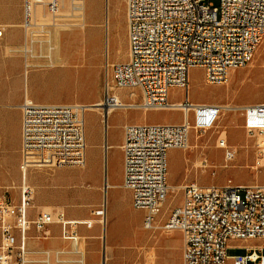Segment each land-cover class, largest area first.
Segmentation results:
<instances>
[{"label":"built area","instance_id":"2783aa9c","mask_svg":"<svg viewBox=\"0 0 264 264\" xmlns=\"http://www.w3.org/2000/svg\"><path fill=\"white\" fill-rule=\"evenodd\" d=\"M61 1L23 0V25L31 24L36 4H44L50 13L57 14ZM126 10L128 59L111 63L107 52L106 64L112 71L113 84L107 81L101 104L24 99L21 169L26 175L29 167L48 164L45 162L51 159L35 155L41 151L55 155L83 153V162L58 160L57 165H84L86 111L90 106H98L104 120L111 108H180L186 117L182 123L144 122L125 126L123 186L132 191L134 207L145 211L144 227L156 229L171 189L169 150L189 147L191 129H212L222 110L216 106L218 103L195 102L190 98V69L202 67L208 83L224 84L232 70L247 66L264 41V0H220L218 6L209 0H126ZM122 88L131 90L133 97L140 90L142 99L122 103L114 91ZM172 88L183 89L184 96L172 100ZM238 108L244 115L247 132L257 136L259 157H264V94L261 101ZM220 140L221 145L227 142L226 138ZM234 156V151L227 150L226 157ZM200 158V164L208 168L207 156L203 154ZM183 191L181 204L163 224L167 230L180 229L184 233L183 260L178 264H264V182L238 184L232 179L224 184L190 182L183 185ZM34 192L24 181L18 202L8 196L0 197V264H52L48 257L43 260L29 257L25 239L32 227L46 235L48 226L59 222L63 236L78 242L77 225H92L68 219L64 211L55 215L51 210H43L31 218L29 209ZM104 209L95 213L105 216ZM17 231L22 237L18 244ZM232 239L245 242L243 253L228 254Z\"/></svg>","mask_w":264,"mask_h":264},{"label":"rangeland","instance_id":"374dc122","mask_svg":"<svg viewBox=\"0 0 264 264\" xmlns=\"http://www.w3.org/2000/svg\"><path fill=\"white\" fill-rule=\"evenodd\" d=\"M209 1L216 6L220 4V0ZM94 2L95 6H93ZM75 3L78 6L83 5V1H75ZM78 6L72 11L73 15L68 16L63 22L70 24L81 22L85 14L87 25L84 27L73 24L56 29L54 23L42 26L39 21L27 30L23 25V0H0V25L9 31L12 29L14 33L18 31V39L14 37L12 40V44L17 45L5 47L0 44V56L18 57L23 61L25 71L27 69L30 71L27 75L30 88L34 90L35 96L44 101L80 102L86 105H94L103 101L107 81L113 84L112 71L107 69L106 64L107 52L111 63L121 62L124 58H128L126 0H86V10H84L86 13L83 12L82 7ZM38 12H43L42 6ZM47 14L50 17L49 21L54 22L55 16L48 9ZM55 42L63 47V51L60 50L58 53L52 49L54 51L52 56L61 59L62 55L66 57V63H63V60L52 61L49 56ZM27 47L30 48V52H26ZM27 60L35 66H27ZM82 74L85 75L81 77ZM114 91L127 102H138L142 99L140 90H137V95L134 97L131 96L129 89H114ZM189 94L193 101L230 103L235 108L222 109L212 129L207 131L191 129L189 147L177 148L172 154V172L175 176L186 180L184 184L190 182H197L201 185L224 184L228 179L238 184L263 183L264 165L256 166L257 158H259V148L256 146L257 136L247 132L244 127V115L238 107L243 106L239 104L241 102L254 101L256 103L263 98L264 41L258 47L254 59L247 66L238 68L237 72L232 74L230 80L224 84L208 83L204 68L192 67L189 72ZM183 96V89H171L172 100H179ZM98 111H100L99 116L93 110L86 111V133L89 144L87 159L91 164L99 154L94 143L101 138V123L104 122L103 111L100 108ZM106 117L105 113V121ZM137 117L142 123H165L181 118L182 113L173 109H150L144 114L143 109L119 107L108 118L107 143L113 141L122 123L134 121ZM224 131H227L228 137L226 138L231 146L229 150L235 152L232 158L226 157L227 148L218 146L220 138L225 136H223ZM36 152L38 151L34 153ZM203 154L210 161L208 168L200 164V157ZM226 160L229 161V166H215V164L221 165ZM108 161V180L112 183L119 182L121 180L120 167L113 149H109ZM45 163L57 165L58 159L47 160ZM86 168L85 164L68 166L64 169L68 172L66 178L69 177L72 181L67 192L71 205L86 210L88 213L86 219L92 215H96L98 219V235L87 239L90 252L96 251L101 255L105 250L109 264L118 260V264H152V262L163 264L162 262L169 259L177 247L181 248L182 242L184 244L183 231L180 229L167 230L163 224L170 217L172 210L181 204L184 196L183 186L182 188L171 187L168 200L159 215V226L156 229L145 228L143 220L140 222V215L130 208L126 212L135 221L132 230L134 235L126 239L119 235V232L113 228L115 219H111L108 215L104 240L105 223L101 221L102 215L95 212L107 206V181L102 188L95 189L91 181L85 178ZM51 170L56 172L59 168L54 167ZM122 192L120 187L109 188L108 201L111 205L114 197L120 196ZM7 196L18 202L20 192L18 195L8 192ZM45 210L52 209L45 208ZM243 252V249H236V247L228 249L230 255ZM180 254L178 251V258ZM125 257L128 259L125 260Z\"/></svg>","mask_w":264,"mask_h":264},{"label":"crops","instance_id":"0c3cea01","mask_svg":"<svg viewBox=\"0 0 264 264\" xmlns=\"http://www.w3.org/2000/svg\"><path fill=\"white\" fill-rule=\"evenodd\" d=\"M82 1L83 5L76 6L82 7L84 12V10H86V1ZM74 3L72 0H62L60 13L53 14V16H55L54 22L49 21L50 17L47 14V8L45 7V5L36 4L32 14L33 16L31 25L26 26L25 28H27L28 30L39 21L41 22L42 26H44L45 24L54 23L56 25V29L73 25L74 23H64L63 20H65L68 16H71L72 11L76 9ZM40 6L43 7V12L41 13L38 12ZM83 16L84 21H87L85 14H83ZM0 26L3 28V36L0 38L1 46L5 45V47H14L15 45H17L14 43L12 44V40L14 37L18 39V31L14 33L12 29L9 31L2 25ZM52 49L56 50V52L58 53L60 52V50L63 51V47L58 42H55V44L52 45L49 56L51 57L52 61L54 60L55 62H58V60H63V63H66V57L62 55L61 59L60 57H53L52 55L54 51ZM26 52H30L29 47L26 48ZM127 59L124 58L123 60L125 61ZM47 60L48 59H46V61ZM26 63L27 66H35L28 60ZM29 72L30 71L28 69L25 71L24 63L18 57L14 58L8 56H0V197L7 196L8 192H11L12 195H18V193L21 192L22 184L26 179V182H28V184H30L35 191L33 205L29 209V216L31 218L36 217L41 211L45 210V208H51V211L55 215H58L60 211H64L68 219H78L82 221L92 222L91 226H88L85 223L77 225L79 234L78 242L63 236L62 225L59 222L51 223L48 226V232L46 235L32 227L28 230L25 239L26 246L29 249L30 258L35 260H43L48 257L52 264H104V262H106V264H109V258L107 261L105 250L101 255L96 251L90 252L88 250V237L97 236L99 232L98 219L96 218V215H92L90 216V218L86 219V217H88V213L86 210L78 209L77 207L71 205V199L69 198L67 192L70 189L72 181L69 177L68 179L66 178V176H68V172H66V169L64 168L76 165H34L28 168L26 175H24L21 169V164L24 161L22 150V104L24 102V99L26 97H29L35 101L40 102H63L53 100L44 101L41 98L35 96L34 90L30 88L28 83L27 75ZM236 72L237 69L232 70L230 72V76ZM84 75L85 74H82L81 77H83ZM118 96L120 100H122V102H127L124 101L120 97V95ZM253 103L254 101H244L239 104L248 105ZM116 109L110 111L106 117V121L103 120L104 122L102 121L103 123H101V138L99 141L94 143L99 154L96 156L92 164L89 163L87 159L89 145L87 141L85 162L87 168L85 171V178L86 180L88 179L91 181V185L95 189L102 188L105 181H107V206L105 208V218L107 219V216L109 215L111 219H115L113 228L119 232V235L123 236L126 239L134 235L132 230L135 226L134 219L127 214L126 210L130 208L134 209L140 215V222L144 220L145 211L135 209L133 205L132 191L123 186L125 178V154L123 149V144L125 142V126L129 123L142 122H140L139 117H137L134 121H125L124 123H122V127H118L119 132L114 137L113 141L108 144V118L115 112ZM89 110L95 111L98 116L100 114V111H98V109ZM173 110L181 112L182 117L165 123H182L186 118L184 111L180 108H176ZM148 111L149 110H143L144 114L148 113ZM109 149L114 150L116 161L118 162L120 167L121 180L116 183H112L111 181H109L107 176V167L109 164ZM176 150L177 148H171L169 150L168 181L171 187L182 188L186 180H181L172 172V154ZM54 167H58L59 171L57 170L56 172H52L51 168ZM54 173L55 177L53 178ZM112 187H120L123 191L120 196L114 197V202L112 204L113 206L111 205V202L108 201V190ZM89 219H92V221H89ZM21 241L22 237L17 231L16 242L18 244ZM244 244V241L232 239L229 242V249L231 247H236V249H243ZM183 247L184 244L182 242L181 248L177 247L175 252L171 253L169 259L167 258V260L162 263H181L183 260ZM178 251H180L181 253L179 258L177 256ZM124 259L127 260L128 257H125ZM118 263L119 260L112 262V264Z\"/></svg>","mask_w":264,"mask_h":264},{"label":"bare ground","instance_id":"6f19581e","mask_svg":"<svg viewBox=\"0 0 264 264\" xmlns=\"http://www.w3.org/2000/svg\"><path fill=\"white\" fill-rule=\"evenodd\" d=\"M86 1V0H85ZM77 5V4H76ZM93 6H95V2L93 3ZM71 15H73V13H71ZM84 16L82 17V20H81V22H78V23H74V24H77V25H80V26H85L86 24H87V21H84ZM74 19V18H73ZM32 22V21H31ZM30 22V23H31ZM31 25V24H30ZM30 25H28V26H30ZM63 25V24H62ZM64 26V25H63ZM119 100H120V98H119ZM121 102H122V100H120ZM102 103V101L101 102H98L97 104H94V105H99V104H101ZM122 103H124V102H122ZM125 104V103H124ZM218 108H222V109H232V108H235V106H233L232 104H217L216 105ZM90 109H99V107L98 106H92ZM113 110V108H111V109H109V111H108V113L110 112V111H112ZM222 134V133H221ZM225 135V136H224ZM223 136L224 137H222V138H226V137H228L227 136V131H224L223 132ZM198 137H201V136H198ZM220 138V137H219ZM227 139V138H226ZM219 141V140H218ZM221 143V140L219 141V144H218V146H221V147H224V148H227L228 150H229V148L231 147L230 146V144H229V142L227 141L226 142V144L225 145H221L220 144ZM79 152H66V153H56V155L55 154H53V153H51V152H48V151H41V152H38L37 154H35L36 156H37V158H40V159H54V158H57L60 162H65V163H75V162H83V153H79V154H81V155H79L78 154ZM229 158V157H228ZM198 165H199V163H198ZM230 165V163H229V161L228 160H226L224 163H222L221 165H216L215 164V166L216 167H227V166H229ZM257 165H264V157H259L258 158V164H256V166ZM103 213H104V215L105 216H102V218H101V221L103 222L104 220H105V217H106V210L104 209V211H103ZM104 219V220H103ZM152 264H155V263H153L152 262Z\"/></svg>","mask_w":264,"mask_h":264},{"label":"water","instance_id":"95a60500","mask_svg":"<svg viewBox=\"0 0 264 264\" xmlns=\"http://www.w3.org/2000/svg\"><path fill=\"white\" fill-rule=\"evenodd\" d=\"M104 223H105V228H104V240H105V238H106V218L104 220ZM104 264H106V262H104Z\"/></svg>","mask_w":264,"mask_h":264}]
</instances>
